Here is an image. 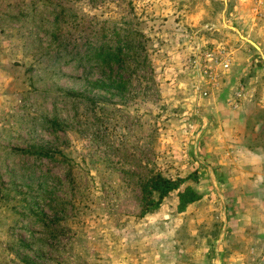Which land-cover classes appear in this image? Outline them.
<instances>
[{
	"label": "rangeland",
	"instance_id": "obj_1",
	"mask_svg": "<svg viewBox=\"0 0 264 264\" xmlns=\"http://www.w3.org/2000/svg\"><path fill=\"white\" fill-rule=\"evenodd\" d=\"M242 120H264V0H0V264L249 259L217 164ZM154 176L182 181L143 214Z\"/></svg>",
	"mask_w": 264,
	"mask_h": 264
},
{
	"label": "crops",
	"instance_id": "obj_2",
	"mask_svg": "<svg viewBox=\"0 0 264 264\" xmlns=\"http://www.w3.org/2000/svg\"><path fill=\"white\" fill-rule=\"evenodd\" d=\"M248 116L249 114H246L247 118ZM246 121L248 122L242 120V127H239L241 139L232 134L226 136V138L231 137V143L224 146V153H217L219 156L217 164L224 166L225 162L227 165L225 180L230 187L235 205L233 209L224 207L227 222L232 218V226L235 230L231 241L236 242V239L245 241L241 236L237 237V230H242L249 235L248 240L252 241L256 249H252L254 251L247 260L244 254L238 259V255H234L229 250H225V255L231 257V260L233 256L237 258L238 262L231 264H264V120L251 122L249 126H246ZM239 128L236 131L239 132ZM211 138L206 142L207 144H203L206 148L204 151H213ZM258 246L262 249H257ZM214 256L216 264H222L217 241H215Z\"/></svg>",
	"mask_w": 264,
	"mask_h": 264
},
{
	"label": "trees",
	"instance_id": "obj_3",
	"mask_svg": "<svg viewBox=\"0 0 264 264\" xmlns=\"http://www.w3.org/2000/svg\"><path fill=\"white\" fill-rule=\"evenodd\" d=\"M194 179V178H193ZM181 179L171 180L169 178H163L160 176L151 177L148 180V187L151 194H154V200L146 203L142 209V213L151 212L158 207L161 200L170 192L177 190ZM178 211L182 212L189 204L198 201L201 198V194L192 188L186 187L182 191L178 192Z\"/></svg>",
	"mask_w": 264,
	"mask_h": 264
},
{
	"label": "built area",
	"instance_id": "obj_4",
	"mask_svg": "<svg viewBox=\"0 0 264 264\" xmlns=\"http://www.w3.org/2000/svg\"><path fill=\"white\" fill-rule=\"evenodd\" d=\"M222 66L224 68H226L227 67V64L226 63H223ZM241 92H242V89L241 88L238 91L235 92L234 96H235L236 99H238V98H240L242 96V93Z\"/></svg>",
	"mask_w": 264,
	"mask_h": 264
}]
</instances>
